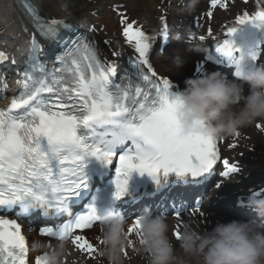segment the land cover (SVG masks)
Instances as JSON below:
<instances>
[{
    "label": "snow or ice",
    "instance_id": "6c2138e0",
    "mask_svg": "<svg viewBox=\"0 0 264 264\" xmlns=\"http://www.w3.org/2000/svg\"><path fill=\"white\" fill-rule=\"evenodd\" d=\"M22 3L39 35L57 40L60 52L57 66L49 70L40 61L41 46L33 34L22 79L17 81L21 92L6 109H0V264H30L29 241L18 219L34 209H54L68 217L56 227H41V237L70 240L77 250L95 259L99 249L86 233L100 227L99 210L92 206L73 219L69 209L72 198L88 187L91 159L115 165L114 196L121 199L128 192L133 173L147 174L157 185L170 173L181 178L186 174L199 177L211 172L221 160L220 149L209 137L182 136L177 120L179 98L170 99L171 82L153 71L148 59L152 38L145 31L121 19L123 35L128 43L134 42L141 58L137 65L146 74L142 85L113 94L109 88L117 74L115 63L102 62L86 36L58 39L60 30L70 26L62 20L41 17L28 0ZM218 6L228 7L224 0H211L212 9ZM213 15V11L207 12L208 17ZM247 25L264 27V8L238 16L236 25L227 28L228 39L218 51L232 57L238 49L231 38L240 26ZM167 29L165 23L161 35L166 39ZM24 30L28 31L26 27ZM208 35H212L211 29ZM257 59L253 55V60ZM5 60L6 54L0 52V61ZM144 110L150 113L149 118L138 119ZM223 169L225 177L239 171L227 159ZM194 211L203 215L199 207ZM176 218L183 221L181 213ZM140 229L137 218L128 229L129 236L138 237ZM173 235L179 241L180 225ZM96 239L99 244L103 242L100 236ZM48 247L54 249L51 242ZM124 255H128L126 250ZM46 256L37 255L35 264H46Z\"/></svg>",
    "mask_w": 264,
    "mask_h": 264
},
{
    "label": "clouds",
    "instance_id": "9594fccd",
    "mask_svg": "<svg viewBox=\"0 0 264 264\" xmlns=\"http://www.w3.org/2000/svg\"><path fill=\"white\" fill-rule=\"evenodd\" d=\"M198 3L199 0H189V10ZM257 29L264 32V27ZM173 39L179 41L180 34ZM189 50L198 54L206 51L200 45H193ZM236 63L239 66L243 61ZM177 65L181 66L179 61ZM235 75L237 80H230L220 72H213L185 81L186 88L178 95L177 112L182 136L203 135L220 141L264 119V65L237 71ZM149 116L147 110L138 113L141 120ZM246 206L264 221V194L252 193ZM99 215L103 242L98 245L97 256L107 264H121L122 254L133 244L128 234L132 222L109 209L99 210ZM138 219L141 229L133 251L146 256L148 264H188L185 257L195 260L196 264H264V223L232 220L218 223L211 231H199L185 224L179 239L183 256H178L169 239L172 226L166 218L145 210ZM30 248L34 255L47 253L46 264H65L68 255L67 240L49 249L48 243L37 237ZM98 264H101L99 260Z\"/></svg>",
    "mask_w": 264,
    "mask_h": 264
},
{
    "label": "bare ground",
    "instance_id": "6f19581e",
    "mask_svg": "<svg viewBox=\"0 0 264 264\" xmlns=\"http://www.w3.org/2000/svg\"><path fill=\"white\" fill-rule=\"evenodd\" d=\"M36 3L41 7L42 13L49 15L53 19L57 20H70V19H83L86 18L90 25L93 27V35L96 36L97 42L102 47L106 48L108 52L114 57L119 53H123V55L130 54L131 47L128 44L126 37L123 35L124 24H121L120 18H114L111 16L110 12L107 11L105 16H100L99 10L96 8L92 9L88 6H83V8H79L75 4H70L69 2L63 0H35ZM100 2L108 5H117L120 3H125V6L122 10L127 12V16H129V20H136L137 23H143L144 28L152 29L153 27H159L158 20L162 18V16H168L170 20L173 22L174 31L183 32L185 35L188 33V29L192 26L191 23H188L196 13H200L206 22H210L207 20L206 12L208 9L205 6H199L198 4L193 10H189V0H100ZM253 0H232L230 4H228V11L221 13L219 12L217 15V19H224L226 17H230V15L236 14L240 11L242 4H252ZM19 11L17 6H14L13 0H0V31L4 33V36H9L10 34L16 35L18 37V28L17 24L19 23ZM212 24V23H211ZM213 25V24H212ZM211 27L208 23H205L204 28ZM17 29V31H16ZM215 27L213 26L212 31H214ZM196 35H202L201 30H193L190 29ZM2 34V33H1ZM2 37V38H3ZM2 38L0 37V43H2ZM208 37L206 36L204 42L207 43ZM190 45L182 44L178 42L175 47H172L168 50L167 54L164 57H157L156 67L162 74H171L173 78H177L182 82V87L185 89V81L188 79V72L194 67V61L198 59L200 54L191 52ZM177 61L180 62L181 66L178 67ZM205 73H203L204 76ZM189 76V75H188ZM247 94V89H246ZM264 122V119H259ZM258 121V120H257ZM240 135H236L234 137H229V147L226 148L225 152L230 156H244L242 154L245 152L244 144L247 143L255 144L257 152L262 151V147L264 145V141L261 140L259 144H257L256 140L254 141H244L245 135L248 133L253 136H257V134L253 130V125H249L240 130ZM243 141V143H242ZM241 152V153H238ZM251 154H247L246 158L242 159V162L245 167H247L245 173L254 172L256 169H263V164L259 162V160L264 159L263 155L258 156V161H251L249 157ZM240 175L237 178L238 183L240 179ZM258 179L264 181V176H257ZM260 180V181H261ZM258 181V182H260ZM253 184V178L250 177L249 180H243L238 185H234V181L226 184L227 190H215L212 192H208L207 195L216 194V199L218 204L215 207L220 212L224 213V203L238 201V198L242 196L244 190L242 187H249V185ZM206 206L204 208V213L212 209L213 200L211 198L206 197ZM215 215L211 214L209 218H213ZM232 220H236V215H231L226 218L224 223L230 222ZM194 228L199 231H211L212 226L210 221H207V226L203 227L197 223V220L191 221ZM169 239L172 241L171 237ZM173 242V241H172ZM176 248V253L178 256H183V252L180 248H178L177 244L174 243ZM132 249V248H131ZM134 249V248H133ZM132 249V250H133ZM128 255H122L121 264H139L144 263L148 264L147 257L143 255L135 254L134 251L127 252ZM186 258V257H185ZM85 255L83 253L70 252L67 256V260L65 264H78V260H84ZM98 260L101 264H107V261L103 260V258H95L93 260L87 259L85 260V264H98ZM188 264H196L195 260L187 258Z\"/></svg>",
    "mask_w": 264,
    "mask_h": 264
},
{
    "label": "rangeland",
    "instance_id": "374dc122",
    "mask_svg": "<svg viewBox=\"0 0 264 264\" xmlns=\"http://www.w3.org/2000/svg\"><path fill=\"white\" fill-rule=\"evenodd\" d=\"M63 1H69V0H63ZM70 3L72 2V3H75L77 6H83V5H86L88 2H87V0H70L69 1ZM100 8H101V6L100 5H98ZM102 10H103V8H101ZM103 12H106V9L105 10H103Z\"/></svg>",
    "mask_w": 264,
    "mask_h": 264
}]
</instances>
